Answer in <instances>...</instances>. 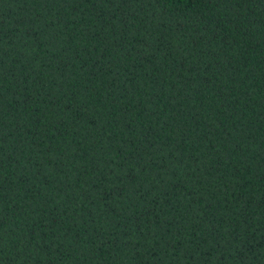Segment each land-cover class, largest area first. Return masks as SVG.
<instances>
[{"label":"trees","instance_id":"16d2710c","mask_svg":"<svg viewBox=\"0 0 264 264\" xmlns=\"http://www.w3.org/2000/svg\"><path fill=\"white\" fill-rule=\"evenodd\" d=\"M0 264H264V0H0Z\"/></svg>","mask_w":264,"mask_h":264}]
</instances>
